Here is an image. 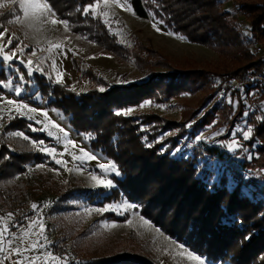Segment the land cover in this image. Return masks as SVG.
I'll return each instance as SVG.
<instances>
[{
	"label": "rangeland",
	"instance_id": "374dc122",
	"mask_svg": "<svg viewBox=\"0 0 264 264\" xmlns=\"http://www.w3.org/2000/svg\"><path fill=\"white\" fill-rule=\"evenodd\" d=\"M240 1L217 0L216 2L219 11L229 14L228 20L240 34L242 45L254 56L251 47L254 41L262 45L261 40L259 35L253 33L249 16L240 9ZM20 2L21 0H0V33L4 34L0 44L5 46V53L10 54L13 50L17 53V58L12 61L3 60V54H0V97L3 98L0 99V151L3 143H6L14 153L25 154L26 150L24 151L19 141L26 140L21 137L10 138L7 135L9 132L19 130L6 131L5 128L11 122L17 124L18 120H26L30 123L27 127L29 132L44 134L50 139L45 141V145L65 153L57 159L66 163L63 166L57 164L52 157L34 146L33 142L38 141L29 137L27 132L21 131L30 138L26 142L29 143L32 152L43 155V163H30L24 174L15 176L14 182L23 183L26 187L25 213L23 212L22 215L18 209L14 212L7 211L13 214L11 219H7L8 213L0 215L5 218L0 222V227L7 225L11 232L12 246L19 247L22 252L21 256L13 254L5 260V264H14L15 260L37 255L41 257L37 264H64L65 261L67 264H82L85 261L123 253H139L157 264H195L194 261L187 259L186 253L177 245H182L194 255H199L166 235L146 219L141 214L139 205L136 209H128L122 214H117L115 210L95 211L110 205L130 203L123 197L118 202L105 205L104 196L116 188V184L113 182V187L106 189L96 186L91 179L93 173L100 175L99 163L114 162L105 155L93 151L89 137L77 132L70 124V118L60 110L48 106L47 97L37 94L40 86L36 77L44 78V82L51 88L56 85L63 86L64 89L79 96L91 92L105 93L113 87L127 88L131 85H140L147 82L152 73H172V71L179 73L170 66L168 67L171 69L158 68L154 72H150L151 69L146 66L141 69L132 54L136 41H140L158 53L160 57H154L157 61L168 57L173 68L180 71L193 63L194 68L200 71L196 78L198 81L189 91L170 100H166L159 91L155 98L146 99L137 106H130L117 113L140 120V130L144 134L147 148L151 149L159 145L161 150L165 151L176 146L171 151L173 157L196 159L200 169L198 176L207 175V184L212 188L221 186V180L226 177L227 187L232 191L240 182L239 175H241L244 181L243 193L257 202L264 203V168H244L245 162H250L255 154L246 146L248 140L242 139L241 130L251 126L247 123V118L244 119L245 116L239 120L236 118L239 112V101L233 98L235 97L233 94L237 93L219 96L220 86L228 78L225 77L226 74L237 68V62L232 57L202 45L192 44L181 35H168L167 33L173 32L164 23L158 25L161 31L157 32L153 27V12L150 11L147 18H139L133 14L134 11L127 0H121V3H126L129 10L111 3V0L105 7L103 0H99L98 6L94 9L96 15H93L91 11L89 13L100 25L97 26L94 37L82 33L76 34L69 27L66 30L62 23L53 25L51 20H61L53 11L54 15L44 12L42 21L30 25L19 11ZM91 5H97V1ZM105 11L108 12V16H103ZM16 15L21 16V22L8 24V21L14 20ZM155 19L159 20L156 17ZM106 34L115 38L116 43L122 48L129 49L128 56L126 53L124 56H119L106 49L103 41ZM178 36L184 39H178ZM9 40H11L10 46ZM55 44H60L62 48L53 49L49 53L47 49ZM21 49H23L22 56ZM33 50H36L35 56L31 55ZM20 59H23L25 63L31 59L33 66L39 65L43 71H34L29 77L27 68L25 64L19 62ZM41 59L45 60L43 64L39 63ZM21 74L25 77V83L22 95L17 97L5 84L8 80H12L14 84L19 83ZM57 76L61 77L60 83L56 82ZM206 76L209 77L207 84L204 81ZM248 77L250 75L246 78H234L247 79ZM100 88H104V91L101 92ZM229 97L235 105L228 102ZM8 99L27 104L37 109V113L19 115L14 110V106L7 105ZM129 109L132 111L128 112ZM40 112H47L49 121L64 128L68 132V139L75 141L76 146L68 145L65 148L66 141L63 134L56 128L49 127L47 123L36 124L35 120H44V117L39 115ZM227 112L229 114L225 116ZM152 115L157 117L158 122H144L143 117ZM28 116H32L33 119H28ZM201 123L203 125L197 128L196 126ZM32 127L44 130L32 131ZM48 131L53 133V137H49ZM217 132L222 134L217 136ZM56 136L60 137L59 141L54 138ZM233 141H239L243 147L235 152L230 151L226 145ZM257 146L258 144L255 145ZM81 148L94 152L99 160L87 161L83 165L73 160L72 153L79 155ZM207 149H219L223 158L209 154ZM113 176L122 177L112 173L106 179L112 180ZM80 188L85 191H79ZM99 189H106L105 193H98ZM48 202H50L49 207L42 208L37 213L33 212V204L43 206ZM110 214L126 219L113 220ZM28 217L42 218L45 235L52 242V246L47 250L33 251L28 248L34 241L39 240L43 243L42 238L35 235L40 231L38 227L32 228L29 235L24 237V231L28 230ZM141 217L148 220L149 224L144 225ZM129 220L132 221L130 225ZM113 223L118 226L112 228L110 225ZM105 224L109 227L105 228ZM4 248L7 253V242ZM25 248L28 250L24 251ZM47 252L62 259L47 257ZM199 257L205 261V264H214L207 261L205 257ZM3 259H5L4 255L0 254V260ZM24 264H28V261L24 260Z\"/></svg>",
	"mask_w": 264,
	"mask_h": 264
},
{
	"label": "trees",
	"instance_id": "16d2710c",
	"mask_svg": "<svg viewBox=\"0 0 264 264\" xmlns=\"http://www.w3.org/2000/svg\"><path fill=\"white\" fill-rule=\"evenodd\" d=\"M47 1L55 15L68 22L72 32L95 36L100 25L90 14L83 15V8L97 0ZM127 1L139 18H147L152 11L170 31L185 37L190 43L232 57L237 68L225 77L246 78L264 73V56L258 59L256 54L254 57L250 50L244 48L240 34L228 20L229 14L219 11L217 0ZM240 2V9L249 16L253 33L259 35L264 46V0ZM104 39L106 49L119 56L125 53L128 56L129 49L119 46L115 38L106 34ZM132 54L141 69L146 66L154 72L158 68H172L179 73H152L150 79L140 85L113 87L105 93L91 92L79 96L63 86L51 88L44 78L36 77L40 86L37 94L48 98V106L69 117L72 127L89 137L91 149L117 165L122 177L113 176L116 188L104 196V204L118 202L124 197L139 205L141 214L166 235L214 264H264V203L243 193V177L239 175L240 182L232 191L227 187L226 177L221 180V186L212 188L207 184V175L198 176L200 169L196 159L173 157L171 151L176 146L165 151H161L159 145L147 148L140 120L117 115V111L155 98L159 91L166 100L189 91L198 81L196 78L200 71L194 68L193 63L181 71L175 69L168 57L157 61L154 57L160 55L140 41L135 42ZM208 78H204L206 84ZM236 95L233 94V98L239 101L236 118L239 120L248 112L244 119L247 118L252 133L246 146L255 154L250 162H245L244 168H264V121H260L257 111L249 107L250 91H238ZM143 118L144 122H158L153 115ZM29 124L26 120H18L17 124L11 122L5 130H19L27 132L36 141H50L44 134L29 132ZM19 144L26 150L24 155L14 153L6 143L0 151V215L16 209L22 215L25 213L26 187L23 183L14 182L15 176L24 174L30 163H43V155L32 152L28 142L21 140ZM207 152L223 158L219 149H207ZM105 190L99 189L98 193H105ZM110 217L120 221L126 219L114 214ZM82 264L157 263L139 253H123Z\"/></svg>",
	"mask_w": 264,
	"mask_h": 264
},
{
	"label": "snow or ice",
	"instance_id": "6c2138e0",
	"mask_svg": "<svg viewBox=\"0 0 264 264\" xmlns=\"http://www.w3.org/2000/svg\"><path fill=\"white\" fill-rule=\"evenodd\" d=\"M99 0H97V5H88L86 7L83 8V15L88 16L90 11L92 12L93 15H96L94 9L96 6H98ZM103 3L105 5V7H107L110 3V0H103ZM111 3L116 4L118 6H120L121 8H125L127 9L126 3H121V0H111ZM19 11L20 13L23 14V19L28 21L29 24L31 25L32 23H37L42 21V19H44V12H48V13H52V9L50 8L49 4L47 3V0H44V2H39V0H21L20 4H19ZM54 15V13H52ZM135 14V13H133ZM153 15V27L155 28V30L157 32H160L161 29L158 25L163 23V20H156L155 19V13L152 14ZM103 16H108V12H103ZM21 22V16L20 15H16L14 20H9L8 24H13V23H18ZM107 23V21H105ZM51 23L53 25L57 24V23H62L64 24L66 30L68 29V22L67 21H63V20H56L53 19L51 20ZM168 35H173L175 36V33H167ZM3 33H0V40L3 39ZM178 39H184L183 37H177ZM9 46L11 45V40L8 41ZM62 46L60 44H55L50 46L47 51L49 53H51L53 51V49H61ZM0 54L2 55V59L5 61H12L14 59L17 58V53L15 50L11 51L10 54L9 53H5V46L3 44H0ZM20 55H23V49L20 50ZM32 56L36 55V50H33L31 53ZM66 55V53H65ZM21 64H25V67L27 68V75L30 77L32 76L34 71H43L42 68L39 67V65H36L35 67L33 66V61L31 59H28L27 62L25 63V61L23 59H20L19 61ZM45 62L44 59H41L39 61L40 64H43ZM53 66H55V61L52 62ZM56 82L60 83L61 82V77L57 76L56 78ZM25 83V77L23 74H21L19 76V83L14 84L12 80H8L5 84L6 87H8L9 91H11L15 96H20L22 95L23 92V85ZM101 92L104 91V88H100L99 89ZM0 99H3L2 97H0ZM228 102L230 104L235 105V102L229 97L228 98ZM7 105L9 106H14V110L17 112V114L19 115H26L27 113H37V109L35 108H31L29 107L27 104L24 103H19L16 100L13 99H8L6 101ZM262 110H264V106H262ZM132 109H129L128 112H131ZM39 115H42L44 117V120H35L36 124H41L44 125L45 123H47V125L51 128H56L57 131L59 133L63 134V137L66 141V144L64 145L65 148H67L68 145H72L73 147H75V141L69 140L68 139V132L64 130V128L59 127L57 124H53L51 121L48 120V113L47 112H40ZM117 115H120V113L118 112ZM245 116L248 115V112L244 113ZM28 119L32 120L33 117L32 116H28ZM190 126V125H189ZM31 127V125H30ZM32 131H37V130H44V129H37L35 127L31 128ZM252 133V128L248 127L244 130H241V135H242V139L243 140H248L251 136ZM49 135V137H53V133L51 131H48L47 133ZM222 133L217 132L216 135L219 136ZM10 138L11 137H21L24 140H29L30 138L28 136H26L23 132L21 131H17V132H9L7 134ZM57 141H59L60 137L56 136L54 137ZM34 146L39 148L40 150L44 151L46 155L52 157L55 162L57 164L60 165H64L66 162L61 160V159H57L58 156H62L65 153L63 152H58L57 149L55 147L52 146H47L45 145L44 141H38V142H33ZM151 146V145H149ZM226 147H228V149L230 151H237L238 148H242L243 146L239 143V141H233V143L226 145ZM163 151V149L161 150ZM177 151H179V149H177ZM73 156V160L75 161H79V163L81 165H83L85 162L87 161H92V160H99V158L96 156V154L94 152H89L86 151L85 149L81 148L79 150V155H77L76 153H72ZM98 167L100 169V175H97L95 173H93L91 175V179L93 182H95L96 186L98 187H104V188H111L113 187V181L111 179H106V177H108L110 174L115 173V175H120L119 171L116 168V165L114 163H112L111 161H108L107 164L105 163H99ZM105 177V178H102ZM50 206V202L44 204L43 206L37 205V204H33L32 205V209L34 213L40 212L42 210V208H47ZM137 205L134 203H127L124 202L120 205H110L104 208H100V209H95V211L97 212H105V211H109V210H115L117 211V214H122L124 211L128 210V209H136ZM12 213H8L7 214V219H11L12 217ZM29 220V224H28V230L24 231L23 235L24 237H27L29 235V231L32 228L38 227L40 229V231L38 233H35V235H37L38 237L42 238L43 243H41L39 240L32 242L28 248H31L33 251H39L40 249H44L47 250L49 247L52 246V242L48 239V237L45 235V228L43 226V220L42 218H36L33 219L32 217H28L27 218ZM5 218L4 217H0V222L4 221ZM141 221L144 225H148L149 222L148 220L144 219L143 217H141ZM132 223V221H128V224L130 225ZM112 228L117 227L118 225L116 224H111L110 225ZM105 228L109 227L108 224L104 225ZM157 231H159V229H157ZM8 243V252L5 253V248H4V244ZM177 247L182 248L183 252L186 253V257L187 259L194 261L195 264H205V261L202 260L199 256L194 255L192 252L188 251L187 249H184L182 245H177ZM28 248H25L24 251H27ZM0 254H3L5 259L0 260V264H5V260L8 259L9 257H11L13 254H15L16 256H21L22 252L21 249L19 247H13L11 244V232L10 229L7 227L6 224H4L3 227H0ZM47 257H51L52 259H62V258H58L55 257L51 252H47L46 253ZM24 260L28 261V264H37L38 261L41 260L40 255H37L36 257H24L23 259L20 260H15L14 264H24ZM64 264H67V262L65 261Z\"/></svg>",
	"mask_w": 264,
	"mask_h": 264
},
{
	"label": "built area",
	"instance_id": "2783aa9c",
	"mask_svg": "<svg viewBox=\"0 0 264 264\" xmlns=\"http://www.w3.org/2000/svg\"><path fill=\"white\" fill-rule=\"evenodd\" d=\"M251 48L258 57L264 56V47L258 42L254 41ZM243 90L250 91L249 107L257 111L260 121H264V110H262V106H264V73L251 75L247 79H225L220 86L219 96H229Z\"/></svg>",
	"mask_w": 264,
	"mask_h": 264
}]
</instances>
